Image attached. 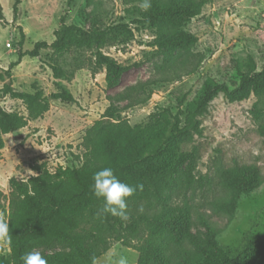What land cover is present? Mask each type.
Masks as SVG:
<instances>
[{
	"label": "rangeland",
	"instance_id": "rangeland-1",
	"mask_svg": "<svg viewBox=\"0 0 264 264\" xmlns=\"http://www.w3.org/2000/svg\"><path fill=\"white\" fill-rule=\"evenodd\" d=\"M168 1H163L166 4ZM143 0H20L17 15L14 0H0V88L11 82L16 92L37 95L47 110L32 118L21 100L0 99V108L27 119L26 126L3 135L0 150V218L8 211L9 179L27 180L41 169L53 173L58 167L78 168L84 161L85 139L92 127L114 120L105 115L108 107L132 127H162L170 131L176 118L179 127L187 122V105L196 100L211 81L231 87L250 65L259 71L264 63V0H209L198 16L181 29L196 37L187 48L168 51L155 44L156 32L144 24ZM66 25L92 33L122 26L124 34L111 32L102 44H73L68 51L42 48L36 57L18 55L38 42L50 45L59 19ZM23 34V37L21 36ZM99 50L126 67L116 88L105 83L104 69L94 67ZM52 66L65 78L55 79ZM8 73V74H7ZM65 90L74 103L48 99ZM39 95V96H38ZM201 135L180 145L182 152H196L193 183L185 188V162L175 176L177 189L171 206L177 208L179 227L207 239L214 232L217 245L225 250L240 249L245 241L264 234V94L241 102H229L219 94L201 119ZM20 135L19 140L15 137ZM255 166L258 178L244 194H237L233 180L244 169ZM236 199L233 216L218 212L214 202ZM180 209V210H179ZM178 213V214H177ZM126 220L118 222L124 235ZM172 227L166 230L170 235ZM171 237L164 242L171 250ZM135 243V242H133ZM191 249L189 246H185ZM42 256L70 255L66 244L38 248ZM9 250L0 239V255ZM129 264L139 258L131 246L112 243L96 264H115L121 257ZM173 258L176 254L172 253ZM175 262L179 261L177 258Z\"/></svg>",
	"mask_w": 264,
	"mask_h": 264
},
{
	"label": "trees",
	"instance_id": "trees-1",
	"mask_svg": "<svg viewBox=\"0 0 264 264\" xmlns=\"http://www.w3.org/2000/svg\"><path fill=\"white\" fill-rule=\"evenodd\" d=\"M72 1L68 0V4ZM163 1L150 0L151 7L145 11L143 19L144 24L156 32V46L168 51L193 46L196 37L181 27L198 16L209 0H167L166 4ZM19 3L20 0H14L15 16ZM65 20L66 14L60 17L59 28L54 31L55 39L50 45L36 43L32 50L20 53L9 68L15 67L24 56L36 57L42 48L63 52L70 50L73 44L90 47L92 43L102 44L111 32H126L124 27L115 26L88 33L66 25ZM94 67L104 69L109 89L118 86L126 70L99 50L94 53ZM51 70L55 79L67 77L57 66H52ZM219 94L229 102L264 94V63L259 71L250 65L246 72L239 74L238 82L232 87L221 80L207 83L197 99L187 105V122L183 127H179L177 118L169 132L162 127H132L119 118L115 108L108 107L105 115L114 122L109 125L97 122L92 127L85 139L86 152L80 167H58L53 173L41 169L25 181L9 179L6 222L11 241L3 239L9 253L8 256L0 255V264H23L21 257L26 253L55 244L68 245L71 254L43 256L48 264H92V258L97 260L112 243L131 246L139 252L136 264H264V234L247 239L240 249L225 250L217 245L214 232L208 226L206 229L211 236L207 239L183 231L174 213L178 210L170 203L171 194L177 189L175 176L185 162L188 167L185 188L193 183L196 152H182L180 145L191 141L193 134H202L201 119ZM5 97L21 100L32 118L47 110V103L39 102L37 95L16 92L10 81L0 88V99ZM48 99L75 102L65 90L49 95ZM26 122L23 116L0 108V150L4 146L2 136L25 127ZM20 138L18 135L15 140ZM104 167H111L124 183L143 185L142 190L127 198L126 221L129 223L125 231L128 236L118 228L122 219L99 215L104 202L93 195L91 186L93 174ZM258 175L255 166L241 171L232 181L237 194L246 193ZM213 207L233 216L236 199L214 202ZM0 210L4 212L1 205ZM169 226L172 227L170 235L166 231ZM168 237L174 245L171 250L164 243ZM172 253L176 254L174 258ZM176 258L179 261L175 262Z\"/></svg>",
	"mask_w": 264,
	"mask_h": 264
},
{
	"label": "clouds",
	"instance_id": "clouds-1",
	"mask_svg": "<svg viewBox=\"0 0 264 264\" xmlns=\"http://www.w3.org/2000/svg\"><path fill=\"white\" fill-rule=\"evenodd\" d=\"M143 11L151 7L150 0H143L140 5ZM92 192L97 199H102L104 206L100 216L111 215L122 220L128 219L127 198L133 196L137 190H142L143 185H130L122 182L111 167H104L96 171L92 177ZM0 239L11 241L9 223L0 218ZM23 264H48L46 258L39 251H31L21 257ZM92 264H96V258H92ZM115 264H129L127 257L121 256Z\"/></svg>",
	"mask_w": 264,
	"mask_h": 264
}]
</instances>
